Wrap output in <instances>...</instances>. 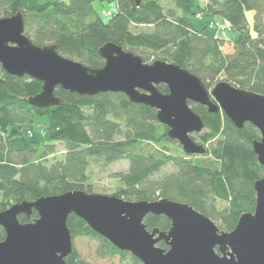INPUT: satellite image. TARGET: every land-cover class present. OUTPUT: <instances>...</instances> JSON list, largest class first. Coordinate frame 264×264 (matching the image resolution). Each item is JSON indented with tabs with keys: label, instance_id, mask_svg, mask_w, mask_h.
Listing matches in <instances>:
<instances>
[{
	"label": "trees",
	"instance_id": "obj_1",
	"mask_svg": "<svg viewBox=\"0 0 264 264\" xmlns=\"http://www.w3.org/2000/svg\"><path fill=\"white\" fill-rule=\"evenodd\" d=\"M171 1L174 9H164L156 0H145L139 7L133 0H0V18L20 12L24 34L33 45H53L61 56L90 69L104 66L98 50L111 42L143 63L163 61L185 69L209 91L222 79L238 89L264 95V0H206L205 10L198 9L195 0ZM95 3L113 4L115 9L110 17H102L94 9ZM246 12L253 13L254 36ZM198 14L201 19L203 15L222 18L237 32V39L231 43L204 36L210 22L200 31L195 29L191 20ZM41 89L39 81L10 76L0 67V212L17 203L70 191L91 194L83 183L92 160L105 166L128 162L127 172L116 175L122 184L116 197L127 202L167 199L186 204L225 233L235 228L242 214L253 212V185L263 174L252 149L253 141L260 139L253 125L246 123L237 129L222 112L209 114L206 108L189 102L203 126L209 123L203 140L210 143L207 154L212 159L193 161L183 151L181 155L167 154L164 144L176 141L167 137L168 129L158 123L156 111L132 104L124 94L86 97L57 87L54 96L60 105L30 106L26 100ZM158 89L168 93L164 86ZM23 126L31 133L39 128L42 140L27 143L21 137ZM16 138L21 142L18 148L12 144ZM55 143L64 147L63 159L49 163ZM144 145L156 149L147 150ZM168 165L174 171L160 177ZM219 203L222 208L217 207ZM35 218L34 211L28 219L18 217L20 223ZM143 223L149 231L167 232L171 226L167 218L154 215L146 216ZM67 227L72 242L81 237L96 241L97 258L141 264L76 216L68 217ZM4 238L0 228V242ZM157 247L168 249L163 242ZM66 263L87 264L74 247Z\"/></svg>",
	"mask_w": 264,
	"mask_h": 264
},
{
	"label": "water",
	"instance_id": "obj_2",
	"mask_svg": "<svg viewBox=\"0 0 264 264\" xmlns=\"http://www.w3.org/2000/svg\"><path fill=\"white\" fill-rule=\"evenodd\" d=\"M145 0H133L136 7ZM20 12L0 18V67L8 75L29 77L42 84L41 92L26 102L44 109L60 105L54 90L93 97L104 93L124 94L132 104L156 111L167 137L176 141L185 155H204L207 149L194 142L193 135L203 122L188 103L222 112L237 128L249 123L260 135L252 149L262 167V177L254 185L255 207L242 214L229 232H221L213 221L192 207L160 199L154 202H127L117 197L70 191L58 196L21 202L0 212V264H67L73 242L67 227L70 215L141 264H264V95L238 89L227 82L207 90L204 83L185 69L163 61L143 63L140 57L107 42L98 54L100 69H90L58 54L56 47H38L24 34ZM164 86L163 94L158 87ZM37 214L32 222L20 223ZM148 215L163 216L170 229L147 230ZM163 242L166 249L157 247Z\"/></svg>",
	"mask_w": 264,
	"mask_h": 264
},
{
	"label": "rangeland",
	"instance_id": "obj_3",
	"mask_svg": "<svg viewBox=\"0 0 264 264\" xmlns=\"http://www.w3.org/2000/svg\"><path fill=\"white\" fill-rule=\"evenodd\" d=\"M161 7L164 9H174L173 2L171 0H156ZM221 1V0H219ZM196 5L198 6V9L205 10L208 3L206 0H195ZM94 9L96 12L104 17V13L107 11H113L115 9L113 4H94ZM246 20L248 23V27L250 29V33L252 36H254L253 32V13L252 12H246ZM211 22L215 25H227L224 20L220 17H213V16H206L203 15L202 19H195L192 18L191 23L195 29H198L199 31L202 30V28L206 25V23ZM204 36H210V37H219L226 39L227 41L233 43L238 35L235 30H232L227 25V28L224 31H218L214 29L206 28L204 30ZM30 37V34H29ZM225 52H229V48L225 47L223 49ZM143 55H146L145 53ZM219 82H223L222 79L218 80ZM220 113V112H219ZM209 123L206 122L204 128L202 131L198 134L193 135V139L196 143L203 145L207 151L210 149V143L204 141L203 137L205 134L209 132L208 129ZM167 129V128H166ZM29 127L23 126L21 137L27 142L30 143L32 141H41L40 136V130L39 128H33L32 133H28ZM48 143V142H47ZM12 144L14 147L18 148L21 146L20 138H16L12 141ZM165 147H167L168 150H166V153L169 155H181L182 149L179 147V145L176 142H166L164 144ZM151 148H154L150 145H144V149L151 150ZM156 149V148H154ZM64 155V147L59 144H54V153L49 156L48 162L54 163L57 161H62ZM193 161L197 160H203V161H209L212 160L209 154L207 152L204 155H196L191 156ZM128 170V162L125 160L118 161L116 163H113L109 166H105L101 161L98 160H92L91 164L89 166V169L86 173V179L87 181L83 184L87 187H90L91 194L95 195H103V196H109V197H116V194L119 192V190L122 188V184L120 183L119 179L116 178L117 174H124ZM174 170L171 167V165H168L166 167H163L160 172V177H163L165 175H168L172 173ZM118 198V197H117ZM121 199V198H119ZM123 200V199H122ZM222 204H217L218 208H222ZM216 224V223H215ZM218 227V225H216ZM73 247L77 251V253L80 255V258L85 261L87 264H118L117 259L113 260H107V259H99L96 257L95 250L97 247V243L95 240L87 239V238H75L73 241ZM167 250V249H166Z\"/></svg>",
	"mask_w": 264,
	"mask_h": 264
},
{
	"label": "built area",
	"instance_id": "obj_4",
	"mask_svg": "<svg viewBox=\"0 0 264 264\" xmlns=\"http://www.w3.org/2000/svg\"><path fill=\"white\" fill-rule=\"evenodd\" d=\"M104 16L106 17V18H108V17H110L111 16V12L110 11H107L105 14H104ZM196 18L197 19H201V15H196ZM208 28L209 29H214V30H218V31H224L226 28H227V25H215V24H213V23H209L208 24ZM28 133H30V132H28Z\"/></svg>",
	"mask_w": 264,
	"mask_h": 264
}]
</instances>
